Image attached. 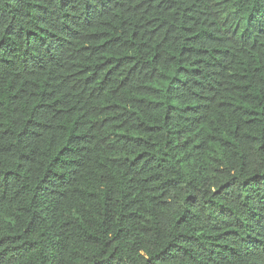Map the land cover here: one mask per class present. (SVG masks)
<instances>
[{"label":"trees","instance_id":"1","mask_svg":"<svg viewBox=\"0 0 264 264\" xmlns=\"http://www.w3.org/2000/svg\"><path fill=\"white\" fill-rule=\"evenodd\" d=\"M0 264H264V0H0Z\"/></svg>","mask_w":264,"mask_h":264}]
</instances>
